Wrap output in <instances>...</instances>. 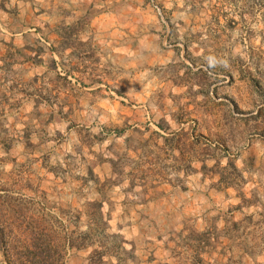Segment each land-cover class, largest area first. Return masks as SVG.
<instances>
[{"label":"rangeland","instance_id":"1","mask_svg":"<svg viewBox=\"0 0 264 264\" xmlns=\"http://www.w3.org/2000/svg\"><path fill=\"white\" fill-rule=\"evenodd\" d=\"M62 7L0 0V264L37 227L59 264H264V0Z\"/></svg>","mask_w":264,"mask_h":264},{"label":"trees","instance_id":"2","mask_svg":"<svg viewBox=\"0 0 264 264\" xmlns=\"http://www.w3.org/2000/svg\"><path fill=\"white\" fill-rule=\"evenodd\" d=\"M94 204H96L98 208L101 206L99 203ZM98 212V209H93L91 211L88 208L86 209V213L90 219L93 218V221L100 222L99 218L101 219V216L97 215ZM95 215L98 217H95ZM4 229L5 227H0V244L2 247H4L7 242L5 237L6 235H4ZM93 229L97 231L103 230L104 226H93ZM87 235H89V233H87ZM67 241L69 247H81V245H83L81 242L79 244H75V240L70 235L68 236ZM53 246L54 245L51 243V237L45 230L38 227L31 228L29 243L24 245L22 250H19L17 253H15L14 251L16 250H14L13 254L8 256V259L10 264H59L58 249H54Z\"/></svg>","mask_w":264,"mask_h":264},{"label":"crops","instance_id":"3","mask_svg":"<svg viewBox=\"0 0 264 264\" xmlns=\"http://www.w3.org/2000/svg\"><path fill=\"white\" fill-rule=\"evenodd\" d=\"M54 1H58V2H61L62 4H63V7H62V9H65V11L66 12H68L67 14H68V16H69V14L70 13H75L76 14V10L75 9H72L71 8V6L73 5H75V6H77V7H82V5H83V0H54ZM74 3V4H73ZM54 6H56V4L55 3H52V7H54ZM85 9H88V7H86ZM78 16H76L75 18H77ZM99 17H101L100 15L99 16H97V17H92L91 19H98ZM29 148H32V147H26V150L27 149H29ZM30 154H32L31 152H30ZM32 162H35L34 160H31ZM31 163V162H30ZM30 165V164H29ZM21 172H23V170L21 171ZM28 172H30V171H28ZM27 172V173H28ZM22 174V173H21ZM21 177V176H20ZM157 190H161V188H156ZM2 192V190L0 189V193ZM157 201H161L159 198H157L156 199V202ZM2 203H5L3 200H0V204H2ZM12 219H14V217H12ZM15 220H16V218H15ZM178 227H180V229L182 230L181 232H180V229H179V237H178V239H167V241H168V243L170 242V245H172L171 247H174L175 245H177L178 243H179V238L181 239V240H185V241H188V240H190L191 239V235H189V234H184L186 231H187V233H188V230H189V228H191V227H193V226H191V225H188V224H185V223H181L180 225H178ZM200 236V235H199ZM199 236H198V238H195L194 236H192L193 237V241L196 243V245L195 246H191L193 249L192 250H194L195 251V253L197 254V255H200L202 252H205V251H202L201 249H200V247L202 248V246H200V245H202V243H206V245H208L211 249H214V245H213V241H211L210 240V238H209V236H207V237H205V240H202V239H200L199 238ZM231 237V236H230ZM232 238V237H231ZM234 238V237H233ZM235 239H237V238H235ZM145 241H149V240H145ZM144 241V242H145ZM231 241H233V239H231ZM151 242H153V241H151ZM164 242H165V239L163 238V236H162V234H159V235H157V237H156V240H155V242H153V244H160L161 246L162 245H164ZM149 244V243H148ZM161 246L159 247V246H157L156 248V250H155V255L154 256H156V258L155 259H159L160 260V256L157 254L156 255V253H158V251L160 250V248H161ZM206 247H204V249H205ZM172 250V249H171ZM214 251V250H213ZM164 257V256H163Z\"/></svg>","mask_w":264,"mask_h":264}]
</instances>
